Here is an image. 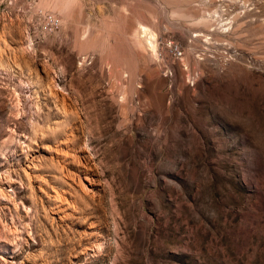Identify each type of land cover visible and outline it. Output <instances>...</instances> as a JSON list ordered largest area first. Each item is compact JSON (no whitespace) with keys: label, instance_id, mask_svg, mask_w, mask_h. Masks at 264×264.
Returning <instances> with one entry per match:
<instances>
[{"label":"rangeland","instance_id":"rangeland-1","mask_svg":"<svg viewBox=\"0 0 264 264\" xmlns=\"http://www.w3.org/2000/svg\"><path fill=\"white\" fill-rule=\"evenodd\" d=\"M44 1L0 0V264H264V0Z\"/></svg>","mask_w":264,"mask_h":264},{"label":"bare ground","instance_id":"bare-ground-1","mask_svg":"<svg viewBox=\"0 0 264 264\" xmlns=\"http://www.w3.org/2000/svg\"><path fill=\"white\" fill-rule=\"evenodd\" d=\"M42 1H44V0H42ZM44 2H46V5H48L52 9L51 10L52 12H57L62 16V22H66L68 19V14L71 11L72 7L74 6L75 1L74 0H45ZM138 26H139L138 28H141V30H144V31L146 30V27L143 23H139ZM145 32L147 34L148 31H145ZM146 34H143L144 35L143 38H145L146 41H147L146 38H148V42L152 43L151 36H150L151 34L149 35V37L145 36ZM136 37H137V35H136ZM138 37H140L139 33H138ZM29 42H30V39L28 37V39H27L28 45H29Z\"/></svg>","mask_w":264,"mask_h":264},{"label":"crops","instance_id":"crops-1","mask_svg":"<svg viewBox=\"0 0 264 264\" xmlns=\"http://www.w3.org/2000/svg\"><path fill=\"white\" fill-rule=\"evenodd\" d=\"M75 2H74V5L77 3V0H74ZM72 10V9H71Z\"/></svg>","mask_w":264,"mask_h":264}]
</instances>
